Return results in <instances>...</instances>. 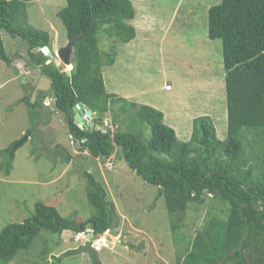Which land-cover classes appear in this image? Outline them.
Returning <instances> with one entry per match:
<instances>
[{
	"label": "trees",
	"instance_id": "obj_1",
	"mask_svg": "<svg viewBox=\"0 0 264 264\" xmlns=\"http://www.w3.org/2000/svg\"><path fill=\"white\" fill-rule=\"evenodd\" d=\"M31 1L0 0V60L12 65L1 37L4 31L27 43L30 63L50 81L49 90L39 91L34 102L29 96L19 100L27 106L30 120L36 108H44L43 101L52 98L56 110L65 117L69 135L82 151L109 161L118 153L137 176L156 187L171 215L174 244L188 242L180 250L181 264H264V0H221L209 8L208 39L222 43L226 137L220 140L213 119L204 115L193 120L188 142L178 140L159 110L120 98L123 109H132L131 124L133 128L135 124L136 133L143 134L146 124L150 139L131 133V125L115 132L96 129L103 125L110 101H117L106 89L102 68L114 64L115 42L129 43L136 37L129 24L135 15L129 0H66L57 17L67 39L73 40L69 75L54 63L45 65L49 57L40 49H50V37L26 22V6ZM102 34L113 39L110 51L99 48ZM78 104L94 114L91 127L75 123L74 107ZM30 133L26 131V136ZM15 150L11 145L0 152V174L5 177L12 171ZM83 177L91 216L72 221L55 207L36 203L28 219L0 231V264L28 250L42 231L59 236L66 231L80 234L87 227L92 235L112 232L116 218L113 202L92 174L84 172ZM206 199L212 202L204 207ZM222 203H227L228 209ZM192 204L207 209L193 238L175 231L193 213L194 209L189 210ZM64 255L55 257L54 264H60Z\"/></svg>",
	"mask_w": 264,
	"mask_h": 264
},
{
	"label": "rangeland",
	"instance_id": "obj_2",
	"mask_svg": "<svg viewBox=\"0 0 264 264\" xmlns=\"http://www.w3.org/2000/svg\"><path fill=\"white\" fill-rule=\"evenodd\" d=\"M129 1L135 11L134 19L129 21L136 30L135 39L113 44L105 34L99 38V48L104 52L114 45V64L105 65L102 74L108 93L116 95L117 101H110L104 123L96 129L115 132L132 126V109H123L120 98L159 110L179 141L190 140L193 120L204 115L213 119L216 135L223 140L227 114L222 43L207 36L208 10L221 0ZM65 5L66 0H33L26 6V22L49 34L54 54L70 42L57 17ZM1 37L13 63L6 66L0 60V152H6L11 145L16 150L10 175L0 174V231L10 223L28 219L36 203L53 206L72 221L86 220L93 211L86 197L84 172L104 186L116 208L112 232L93 236L87 227L80 234L66 231L59 236L42 231L28 250L19 252L7 264H54L53 259L64 253L60 264H93L88 253L68 254L92 238L99 247L101 264H181L180 250L188 242L174 244L171 215L156 187L137 176L118 153L109 161L94 159L82 151L69 135L65 117L56 110L52 98L45 99L44 108H36L30 120L27 106L19 100L29 96L34 102L39 91L49 90L50 81L30 63L27 43L4 31ZM57 61L52 59L49 64L56 66ZM59 69L67 74L66 69ZM72 69L73 65L69 74ZM166 85L172 91H166ZM90 114L87 122L92 125L95 117ZM135 129L134 124L131 133L139 134ZM141 132L144 140L150 139L146 124ZM211 202L206 199L203 206ZM192 205L191 216L181 222V229L175 230L191 238L207 214L203 206ZM222 206L228 209L227 203ZM190 224L193 227L189 229Z\"/></svg>",
	"mask_w": 264,
	"mask_h": 264
},
{
	"label": "water",
	"instance_id": "obj_3",
	"mask_svg": "<svg viewBox=\"0 0 264 264\" xmlns=\"http://www.w3.org/2000/svg\"><path fill=\"white\" fill-rule=\"evenodd\" d=\"M72 48H73V40H70V42H68V44L64 48L60 49V51L57 53L58 61L56 62V66L60 67L63 70L66 69L67 74H69L70 70H67L66 67L69 65L72 66L71 65ZM41 52L43 54H49L50 57L53 58V55L50 53V50L47 47L41 49ZM49 63L50 62L48 61L46 64ZM74 112H75L74 115L75 122L79 125V127H83L86 120L90 118L91 115L90 111L86 107L81 108V105L78 104L74 107ZM83 114L87 116L86 119H83L82 117ZM76 252L88 253L93 264H101L97 255V251L93 248V244L91 242H86L83 246L77 249Z\"/></svg>",
	"mask_w": 264,
	"mask_h": 264
},
{
	"label": "clouds",
	"instance_id": "obj_4",
	"mask_svg": "<svg viewBox=\"0 0 264 264\" xmlns=\"http://www.w3.org/2000/svg\"><path fill=\"white\" fill-rule=\"evenodd\" d=\"M49 50H50V49H49ZM40 52H41V49H40ZM41 53H42V52H41ZM50 53H51V51H50ZM57 53H58V51H57ZM57 53H55V54H54V53H51V54L53 55V58H51L50 55H48V54H43V53H42V54H43L44 56L49 57V60H48V61L51 62L52 59L57 58ZM57 59H58V58H57ZM48 61H47V62H48ZM47 62H46V63H47ZM45 65H48V64H45ZM71 65H72V64H71ZM56 67H57V66H56ZM58 68H59V67H58ZM167 86H169V85H167ZM165 88H166V86H165ZM165 90H166V89H165ZM170 90H171V89H170ZM166 91H169V90H166ZM79 105H81V104H79ZM81 108H84V106L81 105ZM90 112H91V111H90ZM82 117H83V119H86V118H87V116H86V118H84V114L82 115ZM87 121H88V120H86V122H87ZM86 122H85V124H87V125H89V126L91 127L90 123H89V122L86 123ZM75 123H76V122H75ZM76 124H77V123H76ZM85 124H84V125H85ZM84 125H83V126H84ZM92 232H93V231H92ZM92 232H91V233H92ZM101 235H102V234H101ZM93 236H100V235H93ZM94 238H95V237H94ZM90 240H91V239H90ZM89 242H91V243L93 244V248H94V249L97 251V253H98L99 248H96V246H97V245L95 244V243H96V239H93V238H92V240L89 241ZM85 243H86V242H83L81 246H83ZM81 246H80V247H81ZM97 249H98V250H97ZM103 249H104V248H103Z\"/></svg>",
	"mask_w": 264,
	"mask_h": 264
},
{
	"label": "built area",
	"instance_id": "obj_5",
	"mask_svg": "<svg viewBox=\"0 0 264 264\" xmlns=\"http://www.w3.org/2000/svg\"><path fill=\"white\" fill-rule=\"evenodd\" d=\"M166 90H170L171 89V87L170 86H166V88H165ZM96 248H99L98 246H96Z\"/></svg>",
	"mask_w": 264,
	"mask_h": 264
},
{
	"label": "crops",
	"instance_id": "obj_6",
	"mask_svg": "<svg viewBox=\"0 0 264 264\" xmlns=\"http://www.w3.org/2000/svg\"><path fill=\"white\" fill-rule=\"evenodd\" d=\"M58 51V50H57ZM13 63V62H12ZM14 65V64H13ZM19 69V68H18ZM167 86V85H166ZM164 89H165V87H164ZM170 91H172V88H171V90Z\"/></svg>",
	"mask_w": 264,
	"mask_h": 264
}]
</instances>
